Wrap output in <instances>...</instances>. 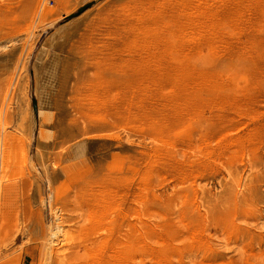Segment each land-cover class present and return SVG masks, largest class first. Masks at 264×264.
Instances as JSON below:
<instances>
[{
	"label": "rangeland",
	"instance_id": "1",
	"mask_svg": "<svg viewBox=\"0 0 264 264\" xmlns=\"http://www.w3.org/2000/svg\"><path fill=\"white\" fill-rule=\"evenodd\" d=\"M43 1L0 0V264H264V0Z\"/></svg>",
	"mask_w": 264,
	"mask_h": 264
},
{
	"label": "bare ground",
	"instance_id": "2",
	"mask_svg": "<svg viewBox=\"0 0 264 264\" xmlns=\"http://www.w3.org/2000/svg\"><path fill=\"white\" fill-rule=\"evenodd\" d=\"M48 11H46V12L48 13ZM54 12H55V10H54ZM42 15H43V13H42ZM45 16H47V14ZM45 16L43 15V17H45ZM48 240H49V249H52L54 245H58L61 242H63L64 240H63V235H62V227L57 226V228H50V235H49ZM59 246H61V245H59Z\"/></svg>",
	"mask_w": 264,
	"mask_h": 264
},
{
	"label": "trees",
	"instance_id": "3",
	"mask_svg": "<svg viewBox=\"0 0 264 264\" xmlns=\"http://www.w3.org/2000/svg\"><path fill=\"white\" fill-rule=\"evenodd\" d=\"M88 7H89V4H85V5H83L82 7H80V8L77 10L76 13L70 15V17H71V16L73 17V16H76V15L80 14L82 11H84V10L87 9ZM33 105L35 106L34 101H33Z\"/></svg>",
	"mask_w": 264,
	"mask_h": 264
},
{
	"label": "built area",
	"instance_id": "4",
	"mask_svg": "<svg viewBox=\"0 0 264 264\" xmlns=\"http://www.w3.org/2000/svg\"><path fill=\"white\" fill-rule=\"evenodd\" d=\"M50 2H51V0H44L42 5L49 4Z\"/></svg>",
	"mask_w": 264,
	"mask_h": 264
}]
</instances>
